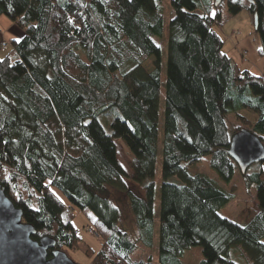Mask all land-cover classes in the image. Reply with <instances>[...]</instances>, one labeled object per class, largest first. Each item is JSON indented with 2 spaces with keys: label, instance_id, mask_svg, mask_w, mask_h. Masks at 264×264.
<instances>
[{
  "label": "trees",
  "instance_id": "trees-1",
  "mask_svg": "<svg viewBox=\"0 0 264 264\" xmlns=\"http://www.w3.org/2000/svg\"><path fill=\"white\" fill-rule=\"evenodd\" d=\"M164 2L0 0V17L21 30L13 53L0 58V185L24 220L33 219L35 240L48 236L55 249L76 250L78 211L94 216L103 240L90 264H154L138 250L155 242L163 116L158 264H185L197 247L199 264H237L236 249L248 264H264V168L241 173L258 202L245 225L220 214L233 195L195 169L210 156L230 183L239 169L228 155L232 136L246 129L264 144L263 77L243 69L216 30L224 7L233 15L247 8L264 48V0H169L162 115L156 39L164 36ZM230 115L242 125L235 131ZM118 141L132 158L131 177L118 161Z\"/></svg>",
  "mask_w": 264,
  "mask_h": 264
},
{
  "label": "rangeland",
  "instance_id": "rangeland-1",
  "mask_svg": "<svg viewBox=\"0 0 264 264\" xmlns=\"http://www.w3.org/2000/svg\"><path fill=\"white\" fill-rule=\"evenodd\" d=\"M165 13V30L164 36L160 39H156V42L162 47V88H161V106L162 115L165 105V84H166V67H167V38L169 33V23L173 17L169 0L164 2ZM222 27H216L218 33L222 36L225 43V51L232 57H234L243 69H248L257 75L264 76V55L260 49H262L261 34L256 31L254 24V17L247 8H243L238 14H231L226 7L222 9L221 15ZM17 31L21 30L10 21L7 17H0V44L6 42L9 44L7 50L0 49V58L7 54H12L11 41L19 37ZM155 58L148 59L143 67L146 71L151 72L155 67ZM264 81V80H263ZM228 126L230 131H235L239 126H242L238 121L234 119L232 115L228 116ZM163 116L160 123V149L156 165V197H155V209H156V235L153 248L147 249L143 246L139 247L138 254L142 257H152L153 263H159L158 253V231H159V215H160V200H161V187H162V147H163ZM118 161L127 171L131 177L133 175L132 170V158L129 154L127 147L122 141L117 142ZM211 157L206 156L196 165L195 169L201 174L216 181L218 186L233 195L232 201L225 206L220 214L238 224L245 225L249 222L258 212L256 188L254 186L248 187L246 180L242 176V172L239 169L236 170L234 179L230 183H225L220 180L218 174L211 168ZM263 167L264 162L252 165L248 169V172L252 173L255 168ZM131 183V182H130ZM133 186V183H131ZM57 195L63 199V197L57 193ZM64 200V199H63ZM30 217H25L24 222H31L33 220ZM74 218L85 221L83 228L78 229L81 231L79 234L81 242L76 250L64 249V251L78 264H90L92 255L100 251L103 240L98 235L89 234L88 226L93 227L94 216L90 215V219L86 218L83 214L75 211ZM91 252V253H89ZM233 261L237 264H248L247 259L241 249H236L232 253ZM202 249L197 247L193 248L185 253L182 261L185 264H199L203 260Z\"/></svg>",
  "mask_w": 264,
  "mask_h": 264
},
{
  "label": "water",
  "instance_id": "water-1",
  "mask_svg": "<svg viewBox=\"0 0 264 264\" xmlns=\"http://www.w3.org/2000/svg\"><path fill=\"white\" fill-rule=\"evenodd\" d=\"M246 1L255 4V0ZM221 2L216 0V6ZM257 23L255 15V27ZM228 155L245 174L252 165L264 162V144L258 136L242 129L232 136ZM23 216V210L15 207L0 185V264H78L65 251L55 249L53 238L35 240L37 229L24 222Z\"/></svg>",
  "mask_w": 264,
  "mask_h": 264
},
{
  "label": "built area",
  "instance_id": "built-area-1",
  "mask_svg": "<svg viewBox=\"0 0 264 264\" xmlns=\"http://www.w3.org/2000/svg\"><path fill=\"white\" fill-rule=\"evenodd\" d=\"M0 47H1V48H5V47H7V44L2 43ZM50 188H51V187L48 186V189H50ZM67 211H68L69 213H72V212H73V211H72V207H71V206H68V207H67ZM88 232H89V234L97 235L96 231L94 230V228H93L92 226H88ZM79 234H80V230H77V231H76V235H79Z\"/></svg>",
  "mask_w": 264,
  "mask_h": 264
},
{
  "label": "crops",
  "instance_id": "crops-1",
  "mask_svg": "<svg viewBox=\"0 0 264 264\" xmlns=\"http://www.w3.org/2000/svg\"><path fill=\"white\" fill-rule=\"evenodd\" d=\"M261 76H262V75H261ZM262 77H263V80H264V76H262ZM257 205H258V202H257ZM84 223H85V221L80 220V219H78V218H75L74 224H75V227H76L77 229H80V230H81V228H83V226L85 225Z\"/></svg>",
  "mask_w": 264,
  "mask_h": 264
},
{
  "label": "snow or ice",
  "instance_id": "snow-or-ice-1",
  "mask_svg": "<svg viewBox=\"0 0 264 264\" xmlns=\"http://www.w3.org/2000/svg\"><path fill=\"white\" fill-rule=\"evenodd\" d=\"M211 14L213 15V17L215 16V12L214 11ZM259 51L264 52V48L260 49ZM53 195H55V193H53ZM261 243H264V241H262Z\"/></svg>",
  "mask_w": 264,
  "mask_h": 264
},
{
  "label": "bare ground",
  "instance_id": "bare-ground-1",
  "mask_svg": "<svg viewBox=\"0 0 264 264\" xmlns=\"http://www.w3.org/2000/svg\"><path fill=\"white\" fill-rule=\"evenodd\" d=\"M69 213V212H68ZM69 214H71V213H69Z\"/></svg>",
  "mask_w": 264,
  "mask_h": 264
}]
</instances>
